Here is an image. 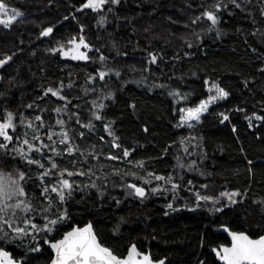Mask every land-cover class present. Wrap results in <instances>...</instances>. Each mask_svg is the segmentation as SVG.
I'll use <instances>...</instances> for the list:
<instances>
[{
	"label": "trees",
	"instance_id": "trees-1",
	"mask_svg": "<svg viewBox=\"0 0 264 264\" xmlns=\"http://www.w3.org/2000/svg\"><path fill=\"white\" fill-rule=\"evenodd\" d=\"M84 1L5 0L10 7L30 8L35 16L24 17L9 32L0 27V59L15 53L2 74L0 122L7 111L13 112L20 133L7 151L0 150V171L14 178L18 171L27 173L30 178L22 182L27 199L37 209L47 203L40 197L36 166L12 159L17 153L11 149L27 151L22 139L27 132L32 141L33 129L25 127L31 121L35 134L45 144L55 143L57 150L66 151L67 146L58 141L59 133L67 131L78 151L75 156L54 158L61 167L71 168L69 162L76 160L78 169H90V176L69 179L82 186L95 182L105 195L101 198L95 189L86 188L88 195L76 191L66 204L53 207L51 218L66 208L68 219L49 236L39 234L40 252L29 251L35 246L29 239L17 241L18 247L3 246L24 264H49L53 255L45 238L53 242L75 226L91 223L100 241L121 257L135 243L141 252L152 254L156 261L167 259L168 264H220L209 253L213 247L229 244L225 234L217 233L219 227L252 238L264 235V120L256 119L264 117V0H238L240 9L229 4L219 14V37L215 31L207 32L206 19L192 23L215 0H121L116 7L106 5L102 13L73 14ZM109 6L112 12L107 11ZM100 15L107 17L103 25L98 23ZM64 17L66 22L59 24ZM47 27H53L54 33L44 40L41 33ZM81 28L90 45L85 49L88 61L50 51L56 49V40L78 42ZM185 40L193 46L189 48ZM149 52L162 59L149 65ZM100 71L108 73L103 81ZM212 83L229 96L213 105L196 128H185L180 110L197 107L214 95L208 91ZM48 88L60 90L66 99L45 95ZM109 94L114 98L105 99ZM93 100L105 108H94ZM94 112L102 119L96 120ZM220 113L229 120L221 123ZM37 115L42 116L43 127L35 120ZM58 119L65 122L63 128ZM89 123L94 125L91 130L82 127ZM106 125L120 148L112 147L113 136L105 131ZM51 133L55 135L49 141ZM34 143L39 146L40 141ZM124 149L129 151L127 157ZM31 155L40 158L35 152ZM110 155L118 159H107ZM127 183L145 188L146 197L127 196ZM172 183L179 185L175 191ZM152 188L160 191L153 193ZM221 192L241 195L230 205ZM197 193L220 203L198 201ZM170 203L172 209L167 207ZM217 207L223 211L216 212ZM36 222L44 223L39 212ZM5 230L11 235L7 226Z\"/></svg>",
	"mask_w": 264,
	"mask_h": 264
},
{
	"label": "snow or ice",
	"instance_id": "snow-or-ice-1",
	"mask_svg": "<svg viewBox=\"0 0 264 264\" xmlns=\"http://www.w3.org/2000/svg\"><path fill=\"white\" fill-rule=\"evenodd\" d=\"M250 3L251 0H248ZM121 0H85L82 3V6L77 9L78 11H84L85 9L91 10L94 13H102L105 11L106 5L118 6L120 5ZM229 4L235 8L240 9L241 3L238 0H215L214 3L210 4L208 8L201 14V16L196 17L192 23H197L202 19H206L210 22V25L207 27V32L211 33L215 31L217 37L221 34L219 29V24L221 21V16L219 15L222 11L228 10ZM108 12H112L113 8L109 6L107 8ZM264 12V9H262ZM229 15H233L231 11H228ZM22 13L14 7H10L5 0H0V26L4 29H11L12 25L17 21L18 18L22 17ZM107 20V17L100 15L98 23L103 25ZM53 27L45 28L41 35L49 36L53 33ZM83 31V29H81ZM255 35V33H253ZM185 43L189 48L193 45L185 40ZM68 44L71 47L66 48L61 44L56 49H51L53 53L60 52L62 56L66 59L71 60H88L89 57L86 52L81 49H90V45L85 41L83 36L79 37V40L75 38L70 39ZM15 53L12 55H6L3 59H0V68H4L12 59ZM105 57L101 56L100 60L103 61ZM162 57L158 56L155 52L148 53V64L153 65L157 64L158 60H161ZM110 71V70H109ZM264 71V69H262ZM108 73L105 71L99 72V79L103 81L105 76ZM117 76L120 75L119 72L115 73ZM3 79V77H0ZM91 79H95L92 77ZM205 83H209L205 81ZM162 86V85H161ZM209 93L214 92V95H209L207 100H203L199 103L197 107L181 109L183 113L181 116V124L187 123L189 127H192L191 121L200 122L201 116L204 112L208 110V107L211 103L218 100L226 99L229 96V92L226 91L217 83H212L208 88ZM51 93L53 96L59 97L61 100L66 99L65 96L60 94V90H53L48 88L45 95ZM173 96H180L179 92L171 93ZM105 99L114 98L111 97V94L104 97ZM94 108L103 110L105 105L103 103H97L96 100L92 101ZM31 108L32 105L27 106ZM135 108V105H132ZM60 112V109L56 110ZM222 116L221 123L229 120V116L220 113ZM93 116L96 120H101L102 116L99 113H93ZM256 119L264 120V117L257 116ZM35 120L39 122V126H44V120L42 116L37 115ZM15 115L11 111H7L6 117L0 122V150L7 151L9 145L14 142V139L20 137V133L17 131V125L15 124ZM80 123L79 119L76 121ZM24 123L23 118H21V124ZM56 123L62 128L65 124L63 120H57ZM180 126V125H178ZM26 128L33 129L32 141H30L27 136L28 133H23L22 144L27 146V151L22 147H16L11 149L13 152L17 153V156H13L12 159H22L29 166H36L39 170L37 174V179L39 180L40 187V197L47 201L46 204L42 205L40 208H35L34 205L27 199V192L24 186V181L29 179L27 173L24 171H18L17 177H13L12 173H5L0 171V264H24V259L17 260L13 253L10 250H6L3 245H19L16 244L17 241H23L29 239L34 242L35 246L29 248L30 252L38 253L41 251V246L39 242V234L41 232L45 233L46 237L49 236L53 231L57 230V225L62 224L68 219L67 209L65 208L63 212H58L55 218H51L49 215L52 212L53 207L58 205H64L69 200L74 197L76 191H80L88 195L85 192V189H95L101 198L104 197L105 192L102 188L97 185L95 182H92L87 185L77 184L75 180L69 179L72 177L78 176H90L91 170L88 171L77 168L78 161L72 160L69 163V167H61L59 162L54 157H63V155L75 156L78 151L76 146L71 145L70 138L67 131H61L59 133L60 139L58 143L60 145H66V151L64 149L57 150L55 143L49 145L45 144L39 135H36V128H34L33 123L29 121L26 125ZM82 127H88L90 130L94 127L91 123L87 125H82ZM105 131L108 132L110 136H113L112 147L120 148V144L116 143L118 139L115 137L114 133L111 132L109 126H105ZM145 132L148 131L147 128L144 129ZM235 131V129H233ZM11 133H17V136L14 137ZM53 135L51 133L47 135V140L52 141ZM81 138H83L84 133H80ZM103 139V137H101ZM35 141H40L39 146H36ZM52 152L54 156H49L47 152ZM35 152L40 158H34L31 153ZM83 155V153H80ZM92 155V153H90ZM123 155L127 157L129 151L124 149ZM107 159L115 160L118 159L115 155H110ZM47 160V164L43 161ZM85 163L87 161H84ZM3 163H7L5 160ZM195 163V162H193ZM142 167V162L140 164ZM184 167L183 164L179 165ZM191 167V165L189 166ZM119 175V172L115 173ZM149 176L154 175L149 173ZM47 178V179H46ZM99 179V177H97ZM156 180H164L163 176H156ZM171 182L172 178H167ZM149 183L148 180L144 181ZM179 185L172 183V189L175 191ZM203 187H207L204 185ZM126 195L130 197H136L143 200L147 193L145 188L137 186L135 183H127L124 186ZM160 191L158 188H152V192L156 193ZM55 194V200L52 194ZM197 199L204 201H213L216 204H219L220 201L213 200V197L210 196H201L199 193L196 194ZM221 197H226L229 201V204H236L238 201L234 199L237 196H240L239 192H221ZM117 204L120 203L119 200L116 201ZM169 209L173 208V205L170 203L167 205ZM216 212L223 211V208L217 207ZM17 212H22L24 215L17 216ZM40 213V218L44 221L43 224L36 222V213ZM31 214V215H29ZM23 226H20V225ZM11 231V235L9 231ZM225 231H228L225 229ZM231 236V246H224L221 249H213L216 252L217 257L223 262V264H264V235H261L258 239L251 238L248 234L243 232H234L229 231ZM45 243L49 244L50 248L54 252V256L50 260V264H164L163 260L154 262L150 254L141 252L135 243H132L128 249L127 254L124 257L116 255L113 250L105 246L97 237L96 232L93 230V225L88 223L85 227L73 228L71 231L64 233L62 239L55 240L52 242L49 239L44 240ZM27 253H25V258ZM203 264V262H201Z\"/></svg>",
	"mask_w": 264,
	"mask_h": 264
},
{
	"label": "rangeland",
	"instance_id": "rangeland-1",
	"mask_svg": "<svg viewBox=\"0 0 264 264\" xmlns=\"http://www.w3.org/2000/svg\"><path fill=\"white\" fill-rule=\"evenodd\" d=\"M114 7H116V6H114ZM23 8H24V9H22V8H16L18 11H20V12L23 14L22 17L18 18L16 22L20 21L21 19H25L24 17H26V16H31V15L35 16L34 13H30V12H29V11H30V8H28V7H26V6L23 7ZM25 9H26V10H25ZM74 14H75V13H74ZM71 17H72V15H71ZM66 20H67V18L64 17V18L59 22V24H61V23H63V22H66ZM16 22H15V23H16ZM15 23H14V24H15ZM14 24L12 25L11 29H6V31H8V32H9V31H12L13 28H14ZM0 27H2V26H0ZM81 29H83V28H81ZM81 29H80V32H79V33H80V36H83L84 31H81ZM80 36H79V37H80ZM83 37H84V39H85V41H86V36L84 35ZM54 43H55L54 45H56V48H58L61 44H63L66 48L71 47V45L68 44V41H66L65 43H63V42H61L60 40H56ZM81 50L84 51V52H86L87 55H88V57H89V54H88V51H87V50H85V49H81ZM88 60H89V59H88ZM88 60H86V61H88ZM83 61H85V60H83ZM219 101H220V100H218V101H216V102H213V103H211V104L209 105L208 110L202 114V116H201V120H200L199 123H197L196 121H191L192 127H189L187 123H184V124H182V125H183L185 128H187V129H194V128H196L197 125H199V124L202 122L203 117L209 112V109H210L213 105H215L217 102H219Z\"/></svg>",
	"mask_w": 264,
	"mask_h": 264
},
{
	"label": "water",
	"instance_id": "water-1",
	"mask_svg": "<svg viewBox=\"0 0 264 264\" xmlns=\"http://www.w3.org/2000/svg\"><path fill=\"white\" fill-rule=\"evenodd\" d=\"M54 29V28H53ZM53 33H54V31H53ZM52 33V34H53ZM51 34V35H52ZM51 35H49V36H42V39H47V38H49ZM10 64H11V61L7 64V65H5V67L4 68H0V77H3L2 76V74H3V72H4V70L8 67V66H10ZM2 81H3V79H0V84L2 83ZM146 193H147V191H146ZM86 226V225H85ZM85 226H83V227H85ZM76 227H79V226H75L74 228H76ZM83 227H80V228H83ZM225 229H227L228 231H225ZM72 230V229H71ZM70 230V231H71ZM93 230L95 231V229H94V227H93ZM229 231H232L229 227H227V226H222V227H219L218 229H217V233H219V234H225L226 236H227V238H228V240H229V244L228 245H220V246H218V247H213V248H211V249H209V253H211L212 255H214L215 256V258H216V260L220 263V264H223V262L217 257V255H216V252L215 251H213V249H221L222 247H224V246H227V247H230L231 246V236L229 235ZM243 233H246V232H243ZM246 234H248V233H246ZM249 235V234H248ZM250 236V235H249ZM98 237V236H97ZM251 237V236H250ZM62 238H63V236H62ZM61 238V239H62ZM252 238V237H251ZM99 239V238H98ZM253 239H258V238H253ZM100 240V239H99ZM53 242H55V241H53ZM47 246L49 247V249L51 250V252H52V255L54 256V252L52 251V249L50 248V246H49V244H47ZM138 248V247H137ZM139 249V248H138ZM146 254H150V253H146ZM151 255V257H152V259H153V261L154 262H156V260H154V258H153V256H152V254H150ZM163 261H164V264H168V261H167V259H162ZM158 261H160V260H158Z\"/></svg>",
	"mask_w": 264,
	"mask_h": 264
},
{
	"label": "flooded vegetation",
	"instance_id": "flooded-vegetation-1",
	"mask_svg": "<svg viewBox=\"0 0 264 264\" xmlns=\"http://www.w3.org/2000/svg\"><path fill=\"white\" fill-rule=\"evenodd\" d=\"M84 2H85V1H84ZM81 6H82V4H80L79 6H76V7H75V9H74V13H75V14H81V13L84 14V13H86V11H89L88 9H85V10L82 11V12H81V11H78L77 9H79ZM74 13H73V14H74ZM49 264H50V263H49Z\"/></svg>",
	"mask_w": 264,
	"mask_h": 264
}]
</instances>
